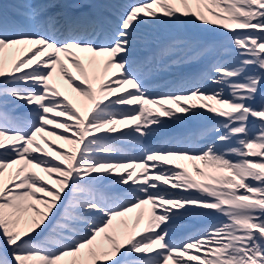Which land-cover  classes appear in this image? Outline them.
<instances>
[{
  "label": "snow or ice",
  "instance_id": "obj_1",
  "mask_svg": "<svg viewBox=\"0 0 264 264\" xmlns=\"http://www.w3.org/2000/svg\"><path fill=\"white\" fill-rule=\"evenodd\" d=\"M196 22L227 43L159 34ZM192 66L175 91L152 94L150 81ZM57 69L87 105L61 91ZM205 111L214 123L198 140L143 147ZM125 141L139 159L124 157ZM136 210L130 227L114 223ZM190 215L211 222L174 242ZM0 264H264V0L0 9Z\"/></svg>",
  "mask_w": 264,
  "mask_h": 264
},
{
  "label": "bare ground",
  "instance_id": "obj_2",
  "mask_svg": "<svg viewBox=\"0 0 264 264\" xmlns=\"http://www.w3.org/2000/svg\"><path fill=\"white\" fill-rule=\"evenodd\" d=\"M51 0H43V2H49ZM55 0H52V3L54 2ZM62 5L66 2V0H58ZM196 23H199V25H202V26H205V24L201 23V22H196ZM186 24V28H177L175 26H172V27H169V26H165L163 29H161L159 32V34L162 36V37H165V32H170L172 35H187V36H190L192 35V32L194 30H196V26L195 24ZM198 26V25H197ZM211 26V25H210ZM222 31V30H221ZM209 32H212V31H209ZM219 35L222 36V39L223 41L226 40L227 38L221 34V32H219ZM24 55V53H15L13 54V57L12 58H19L20 56ZM202 67V65H201ZM111 71H114V70H111ZM111 71L109 73V76H111ZM198 71V68L196 66H192L190 68L187 69V72L188 73H194V72H197ZM105 79H108L105 78ZM164 77L163 75L160 76L159 78L157 79H154L152 81L149 82V85H150V88L151 87H154V86H158L162 81H163ZM95 82H99V81H94L93 83ZM206 89L208 91H211L213 89H215L217 86L216 85H211V84H208L205 86ZM71 91H73L71 89ZM74 94V92H73ZM16 103H21L19 101H17ZM58 119H63L62 117L58 118ZM171 126L173 127V122L171 121L170 122ZM51 127V126H49ZM175 128H182L183 125H177L175 124L174 126ZM57 131H62L61 129H57ZM161 138L157 137L156 135H153L147 139H144L142 141V144H143V147L145 148H154L156 145L158 144H161L163 142H165L166 140L163 139L162 137L164 135L160 134L159 135ZM49 138H51L52 140H49V142H51L53 144V146H59L61 149L63 150H70L68 144L64 143L63 141L61 140H57L55 137L53 136H49ZM132 142V141H131ZM131 142L130 141H125L122 143L123 146L119 145V147L121 148L122 150V153L124 155L125 158H130L132 159V156L135 155L134 152H132V149H131ZM177 143H179L181 146H186V141L184 138L182 137H178L177 138ZM46 150H48V146L47 145H44ZM139 146V145H138ZM140 147V146H139ZM141 148V147H140ZM141 150L143 151V149L141 148ZM191 164V162H190ZM189 171H192V167L190 166L188 168ZM137 172V171H136ZM131 183V182H130ZM172 191H176V190H172ZM178 194L180 195H187L188 193H182V192H178ZM192 194H196L195 193V190H192ZM40 195V194H38ZM184 220L187 221V224H184L182 223L181 225L179 224L180 222L178 221L177 224L178 226L176 228L173 229V232H172V239L173 241H179V242H182L183 239H185L188 235L190 234H195L199 229H201L206 223H209L211 222L210 220H206L205 218H202V217H198V216H188V217H185L183 218ZM214 219V218H213ZM180 226H182L181 228H179ZM130 227V226H129ZM143 227V221L141 222V228Z\"/></svg>",
  "mask_w": 264,
  "mask_h": 264
},
{
  "label": "rangeland",
  "instance_id": "obj_3",
  "mask_svg": "<svg viewBox=\"0 0 264 264\" xmlns=\"http://www.w3.org/2000/svg\"><path fill=\"white\" fill-rule=\"evenodd\" d=\"M134 212H135V211H134ZM134 212L127 214L125 217H127V216H130V215L134 214ZM122 218H124V217L117 218V220H120V219H122ZM116 223H117V221H115V224H116Z\"/></svg>",
  "mask_w": 264,
  "mask_h": 264
}]
</instances>
